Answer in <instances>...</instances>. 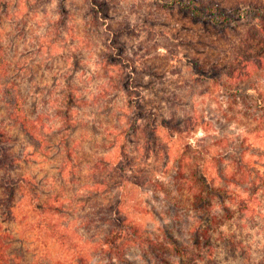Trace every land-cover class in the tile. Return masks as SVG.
Instances as JSON below:
<instances>
[{"label": "rangeland", "instance_id": "rangeland-1", "mask_svg": "<svg viewBox=\"0 0 264 264\" xmlns=\"http://www.w3.org/2000/svg\"><path fill=\"white\" fill-rule=\"evenodd\" d=\"M194 1L235 15L264 4ZM105 2V22L93 30L84 0H65L62 22L59 0H28L23 15L3 23L0 41L39 139L13 121L1 94L0 120L18 172L34 180L65 235L61 242L35 228L24 195L5 211L0 188V233L11 258L264 264V66L239 81L224 75L249 23L200 20L175 0ZM114 38L116 67L107 58ZM111 77L134 90L115 88ZM124 132L126 154L118 148ZM120 217L141 226L137 236L103 221Z\"/></svg>", "mask_w": 264, "mask_h": 264}, {"label": "trees", "instance_id": "trees-1", "mask_svg": "<svg viewBox=\"0 0 264 264\" xmlns=\"http://www.w3.org/2000/svg\"><path fill=\"white\" fill-rule=\"evenodd\" d=\"M10 1L14 2V0H0V33L5 21H12L16 16L24 14V10H21V2L22 4L24 3L26 7L25 10H28L30 7L28 0H16L15 5L9 9L8 4ZM59 1L61 4V7L58 9L60 12L59 21L62 22L65 21L68 11L64 8L65 0ZM84 1L87 3V9L90 12V18L87 23L91 30H93L94 27L97 29L100 24L105 22L106 16L109 12L108 6L105 2L106 0ZM174 3L188 8L200 20L229 24L234 20L239 19L243 22L247 21V23H249V25L244 27L239 43L233 51V65L228 66L224 72L225 77L230 82L244 79L252 72H255L264 66V4L254 5L249 3L244 7L238 8L240 11L235 15V11H225L217 5H205L200 1L187 0V2H182V0H175ZM55 27H57V25H55ZM56 35L59 37L58 29H55V36ZM117 43L118 41L114 38L113 42L107 45V58L112 61L110 64L114 67L118 65L119 60H117V57L120 56L115 54ZM10 72L11 68L6 49L0 41L1 100L3 105L7 107L10 117L20 129L31 138L39 139V128L36 125L37 122H35L36 118L32 119L29 116L25 94L20 89L19 85L13 81ZM112 81L114 82L115 88H123L127 91L131 88L128 83L121 86L123 79L117 81L116 78H114ZM127 132H129V130H127ZM127 139V135L124 132V136L121 137L118 147L122 154H126L127 152ZM10 140L6 126L4 122L0 120V188L4 195H2L1 198L3 208L8 213H11V203L14 198L18 194H20V196H26L28 199V205L32 207L31 210L35 213V219L33 221L35 228L39 227L47 232L49 237L61 241L65 235L55 228L49 210L43 208L40 203L39 193L34 186V180L18 172L17 157L11 151L12 146L9 144ZM103 221L128 225L133 236H137L139 232L138 229H142L139 224H135L133 221L129 220L125 221L122 217L115 219L105 218ZM121 231L122 229L119 225V228L112 229L106 236L107 238H112L113 235L117 237ZM7 244L8 243L4 241L0 233V264H21L11 258L12 254L7 251Z\"/></svg>", "mask_w": 264, "mask_h": 264}]
</instances>
